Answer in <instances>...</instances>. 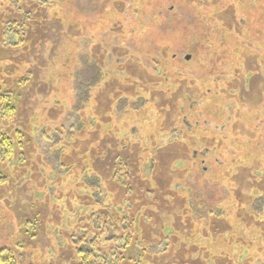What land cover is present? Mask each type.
<instances>
[{"label":"rangeland","instance_id":"1","mask_svg":"<svg viewBox=\"0 0 264 264\" xmlns=\"http://www.w3.org/2000/svg\"><path fill=\"white\" fill-rule=\"evenodd\" d=\"M1 2L8 29L22 17ZM26 9L23 44L10 51L14 33L0 39V92L19 94L10 117L0 111V129L15 143L0 166V248L13 249L18 264H75L71 232L107 205L118 216L133 212L138 237L169 252L153 264H264V0H47ZM88 61L102 77L81 114L102 120L103 132L123 124L110 106L121 92L148 97L146 113L162 110L146 120L123 98L126 127H137L130 141L55 140L61 125H78L71 107L86 91ZM183 75L202 80L208 94ZM197 120L217 136L207 132L212 142L182 139V125ZM202 147L209 153L201 156ZM100 150L123 167L99 173L104 205L81 186Z\"/></svg>","mask_w":264,"mask_h":264},{"label":"trees","instance_id":"2","mask_svg":"<svg viewBox=\"0 0 264 264\" xmlns=\"http://www.w3.org/2000/svg\"><path fill=\"white\" fill-rule=\"evenodd\" d=\"M4 0H0V10L2 8V5L4 2H1ZM47 0H10L8 2L10 6L12 5L13 8L16 7V11L18 12V15L22 18L13 17L11 21H8L9 27L8 29L1 28L0 27V39L3 41H7L6 35L8 32L14 33V36L16 37V43L12 46H9L10 51H13V49H17L18 46H21L25 39V33L28 28V24L26 21V18H29L27 14L29 13L27 8V5L34 4V5H42L45 4ZM7 2V1H6ZM116 6V5H115ZM3 11V10H2ZM34 14V13H33ZM24 19V20H23ZM238 25V23L236 24ZM240 26V25H239ZM243 27V26H242ZM241 28V27H240ZM243 31V30H241ZM204 41L206 43H210V41L207 38H204ZM12 47V48H11ZM169 48V46H167ZM124 52H128L127 49L124 47ZM163 57L171 56V50L166 49L163 47ZM246 52V50H242L239 52V56L243 55ZM129 56H134L133 53H129ZM176 55H173L172 62L173 64L176 59ZM89 67L88 72L90 75L86 77L85 79H82V83H87L86 91L83 90V94L79 97H76V99L73 101V105L71 109L74 110V112H77L78 116V125L75 129L72 128H61L62 125L58 128L59 130L57 132H54L53 135L56 137V141H60L61 139L66 140L65 137L67 136H73L74 139H80L82 134H84L85 139L88 141H102L103 136L107 135L108 139L113 138L120 140H124V138H127V140H131L129 138V135H133L137 133V127L136 125L130 126V128L127 129L126 125L130 121L129 118H127L126 114L128 111L123 110V105L126 103L127 99L130 101L128 107L130 111L140 113L141 117H144L146 120L151 119V115L156 114V116L159 114L158 111L162 112V110L156 111L154 110V113L151 112H144L149 109L150 101L148 97L145 98L144 102V95L140 94L139 97L136 99H132L130 96H124L125 94L121 92L120 96H118L115 100H113V104L116 105L119 109H117L118 118L123 119V124L121 125V128H118V125L113 124L109 122V127L107 131L103 132V122L97 117H88L83 118L81 114V110L83 108H86L89 103L90 98V89L92 86L97 85L99 81H101V75H102V68L100 67V64L93 63L88 61L86 63ZM98 64V65H97ZM235 64V63H234ZM169 65V63H168ZM236 68V64H235ZM238 69V68H236ZM186 74V73H185ZM158 75V74H157ZM155 74V77L159 79V82L164 84L165 77L163 76H157ZM168 78V76H166ZM183 81H192L195 85H197V91H199V94L204 95V97L208 94L205 89L202 87L206 86V84L202 80H194L191 78L190 75H183ZM218 88V86H216ZM208 91V90H207ZM8 92L7 94L4 92H0V111L3 114L4 118L10 117L13 112L17 109V98L19 94L15 91ZM124 94V95H123ZM111 96L109 97V99ZM140 98V99H139ZM114 99V98H113ZM139 99V101L135 102V100ZM142 102H144V105L141 106ZM198 102V101H197ZM104 104L105 102H102ZM123 103V104H122ZM68 104V103H67ZM109 105V104H108ZM109 106V107H110ZM157 107V106H156ZM191 108H194V105H191ZM196 109V107H195ZM193 110V109H192ZM135 114V113H134ZM198 120L194 125L185 124L182 126H185V132L183 133L182 139L184 140L185 136H187L190 140H207L209 142H212V137H206V136H213L214 138L217 137L213 132H209L207 127H199ZM108 123V122H107ZM141 126H143L141 124ZM62 130H61V129ZM155 131V130H154ZM206 131V134L204 133ZM208 132V134H207ZM15 133V132H14ZM103 133L104 135H101ZM172 134L176 133L175 131H171ZM65 135V137L63 136ZM97 136V137H96ZM181 136V134L179 135ZM107 139V140H108ZM15 147V143L13 141V138L8 133V131H3L0 129V166L2 167L3 163L7 160H9L13 154ZM204 151L200 154L201 156L204 154H208L209 151L202 147ZM103 150V149H102ZM102 150L98 151L97 153H93V157L96 159V166L94 170H90L87 173H84L81 179V186L86 187L89 191V198L93 204H99L104 205L107 203L105 200V196L102 192V174L105 172V175H107L110 171L114 174L116 171L121 170L117 167L118 165H114L115 162L112 159H109V161H104L106 158H104V153ZM191 158H198V154L195 153L197 150H193ZM187 155L190 157V152L188 151ZM198 156V157H197ZM103 159H102V158ZM202 159V158H201ZM104 161V164L102 163ZM203 162L205 160L202 159ZM107 162V163H105ZM155 163V162H154ZM110 166V167H109ZM93 169V167H92ZM154 169V164H153ZM100 170V171H99ZM110 170V171H109ZM63 171H66V169H63ZM1 173V170H0ZM100 173V174H99ZM126 173L130 175L129 172ZM127 176V175H126ZM129 177V176H128ZM131 177V175H130ZM6 179V176L4 174H0V185L4 183ZM122 183H125V179H119ZM251 201L253 199L251 198ZM255 202V201H254ZM106 205V210L104 207L99 210H97L96 213H94L90 219L86 220L85 226L77 227L73 229L71 232L72 234L69 237V247L71 248V252L74 258L75 264H145V260L147 264H153L152 261L153 258L158 257L160 253H164L165 255H169V252L162 251L160 253H156L152 247L154 246L153 243H150L149 240H145L143 236L140 235L138 237L137 232H135V225H134V213L131 212V215H120L116 213H112ZM196 209V208H194ZM214 215H220L221 211L215 210L213 211ZM26 230H30V224H25ZM12 236V233H7ZM169 234V233H168ZM171 234V233H170ZM13 250V249H12ZM12 250L9 247H1L0 248V264H18V262L13 261L14 257L12 256ZM248 250V249H247ZM161 255V254H160ZM236 264L237 261L233 260ZM176 262V261H174ZM173 264H178L173 263ZM240 264V263H239Z\"/></svg>","mask_w":264,"mask_h":264},{"label":"water","instance_id":"3","mask_svg":"<svg viewBox=\"0 0 264 264\" xmlns=\"http://www.w3.org/2000/svg\"><path fill=\"white\" fill-rule=\"evenodd\" d=\"M186 59H189V56H186Z\"/></svg>","mask_w":264,"mask_h":264}]
</instances>
